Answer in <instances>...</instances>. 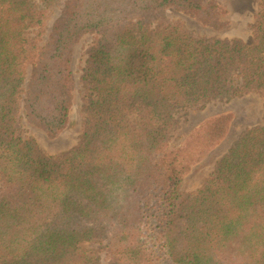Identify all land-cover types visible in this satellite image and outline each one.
Returning a JSON list of instances; mask_svg holds the SVG:
<instances>
[{"label":"trees","instance_id":"1","mask_svg":"<svg viewBox=\"0 0 264 264\" xmlns=\"http://www.w3.org/2000/svg\"><path fill=\"white\" fill-rule=\"evenodd\" d=\"M169 11L217 29L228 15L216 0H0V264H264V111L190 193L186 176L235 115L171 145L183 111L264 100V0L251 46L194 36ZM88 36L83 134L49 155L19 121L50 138L70 126Z\"/></svg>","mask_w":264,"mask_h":264},{"label":"rangeland","instance_id":"2","mask_svg":"<svg viewBox=\"0 0 264 264\" xmlns=\"http://www.w3.org/2000/svg\"><path fill=\"white\" fill-rule=\"evenodd\" d=\"M222 5L228 15L221 14L222 27L217 29L204 25L198 18L181 12H168V17L173 22L182 23L194 36L202 38L241 39L248 45L255 44L254 30L261 11V0H216ZM64 2L57 3L49 12L44 42L52 31L54 23L60 17ZM95 37L88 36L76 47L72 70L74 73L75 102L71 112L70 126L57 138H50L41 129L30 124L22 116L19 127L26 138H34L41 148L49 155H58L78 144L83 134L84 114L82 106L85 103L86 91L81 83V76L86 66L87 52ZM42 43V45L44 44ZM264 100L259 94H250L232 101H214L203 109L183 111L180 113L181 124L173 133L171 145H181L186 137L194 131L208 117L221 113H233L235 119L228 138L214 150L203 162L193 167L186 176L182 191L190 193L200 188L205 180L215 169L216 163L237 142L241 134L251 126L262 123ZM4 187L0 182V189ZM88 249H99V244H83ZM108 257L101 253V264H107Z\"/></svg>","mask_w":264,"mask_h":264}]
</instances>
